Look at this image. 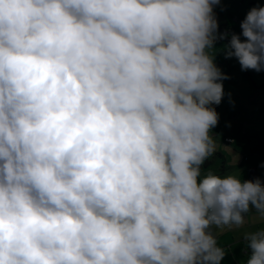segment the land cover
Segmentation results:
<instances>
[{
	"label": "clouds",
	"instance_id": "9594fccd",
	"mask_svg": "<svg viewBox=\"0 0 264 264\" xmlns=\"http://www.w3.org/2000/svg\"><path fill=\"white\" fill-rule=\"evenodd\" d=\"M219 3L0 0V264H222L218 231L264 225L259 178L202 172L217 40L264 71V6L221 33Z\"/></svg>",
	"mask_w": 264,
	"mask_h": 264
},
{
	"label": "rangeland",
	"instance_id": "374dc122",
	"mask_svg": "<svg viewBox=\"0 0 264 264\" xmlns=\"http://www.w3.org/2000/svg\"><path fill=\"white\" fill-rule=\"evenodd\" d=\"M257 6H264V0H220V3L214 6V13L219 25H226L221 32L229 29L240 33L241 21L251 8ZM225 43L227 40H217V48L213 49L212 53L216 55L217 66L229 77L223 81L224 96L221 103L214 105L219 113V122L213 133L218 135L215 137L218 145L217 151L232 156L227 157L226 163H223L220 157L211 156L202 165V172L215 175L218 173L222 176L220 170L227 165L237 167L236 170L227 169L231 172L228 175H236L245 179L249 175L243 167L256 165L258 172L261 173L259 177L264 179V71L242 70L235 58L225 59L222 48H220ZM244 130L246 136L243 134ZM257 133H261V137L259 134L256 136ZM227 138L231 141L227 142ZM247 141L254 143L247 144ZM259 147L261 158L257 156ZM237 152L240 154L238 155ZM244 156L247 157L244 159ZM235 235L240 236V233L235 232Z\"/></svg>",
	"mask_w": 264,
	"mask_h": 264
},
{
	"label": "crops",
	"instance_id": "0c3cea01",
	"mask_svg": "<svg viewBox=\"0 0 264 264\" xmlns=\"http://www.w3.org/2000/svg\"><path fill=\"white\" fill-rule=\"evenodd\" d=\"M219 26H220L219 27L220 32H221V30L224 29L223 27H226V25H224V24L223 25L220 24ZM243 134L246 136L245 130L243 131ZM258 134L259 133H257L256 136H259L261 133L259 135ZM260 137H261V135H260ZM250 142H253V141H247V144ZM249 149H251V148H249ZM258 149L259 150L257 152V154H258L257 156H259V158H261V156L259 155V154H261L260 147ZM251 152L253 153V151H251ZM237 154L239 155L240 153L237 152ZM214 155L216 157H220L222 159L223 163L227 162L228 156L229 157L232 156L230 154L224 155L223 152H218V151H216V153ZM246 157L247 156H244L243 158L245 159ZM240 166L242 167V165H240ZM229 168H234V170H236L237 167L227 166V165H226V167H222V169L220 170L222 176L228 175L231 173L230 170H227ZM240 169H242V168H240ZM243 169L244 170L246 169L248 171V175H249L247 178H245V180H254L256 178H259L261 180V182L264 183V179H261L259 177L261 175V173L258 172V168L256 165H252V166L245 165L243 167ZM217 175H219V174L217 173ZM241 179H244V178H241ZM261 226H262V222H260L259 219L256 218L255 210H253L251 213H249L246 216V223L243 226H241L239 228H236V227L225 228L223 230L218 231V233H217L218 246L222 247L226 253L222 264H242L243 261H246L247 250L245 248V242L243 239V235L248 230L252 231L253 229L255 230L256 228H259ZM235 232H239L240 236H236Z\"/></svg>",
	"mask_w": 264,
	"mask_h": 264
},
{
	"label": "built area",
	"instance_id": "2783aa9c",
	"mask_svg": "<svg viewBox=\"0 0 264 264\" xmlns=\"http://www.w3.org/2000/svg\"><path fill=\"white\" fill-rule=\"evenodd\" d=\"M226 141H227V142H230V141H231V139H230V138H227V139H226Z\"/></svg>",
	"mask_w": 264,
	"mask_h": 264
}]
</instances>
